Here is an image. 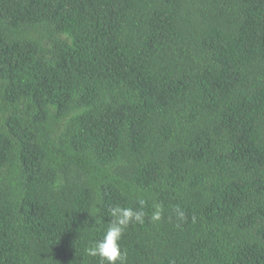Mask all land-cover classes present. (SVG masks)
Wrapping results in <instances>:
<instances>
[{"label": "trees", "instance_id": "16d2710c", "mask_svg": "<svg viewBox=\"0 0 264 264\" xmlns=\"http://www.w3.org/2000/svg\"><path fill=\"white\" fill-rule=\"evenodd\" d=\"M116 206L124 264H264V0H0V264Z\"/></svg>", "mask_w": 264, "mask_h": 264}, {"label": "clouds", "instance_id": "9594fccd", "mask_svg": "<svg viewBox=\"0 0 264 264\" xmlns=\"http://www.w3.org/2000/svg\"><path fill=\"white\" fill-rule=\"evenodd\" d=\"M143 212H135L131 208L119 206L111 209L114 218L105 230L103 237L95 241L86 251L88 255L99 257L102 264H124L126 253L121 250L119 241L133 219L142 222ZM159 218V212L155 213L153 219Z\"/></svg>", "mask_w": 264, "mask_h": 264}]
</instances>
